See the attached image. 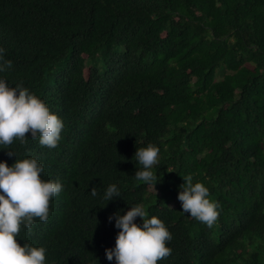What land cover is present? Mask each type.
<instances>
[{"label": "trees", "instance_id": "16d2710c", "mask_svg": "<svg viewBox=\"0 0 264 264\" xmlns=\"http://www.w3.org/2000/svg\"><path fill=\"white\" fill-rule=\"evenodd\" d=\"M0 48V79L64 125L55 148L30 133L0 145V162L35 157L62 184L21 246L44 247L45 264H116L109 217L141 204L172 235L157 264H264V0H0ZM148 143L155 187L134 177ZM187 175L220 205L211 229L170 205Z\"/></svg>", "mask_w": 264, "mask_h": 264}, {"label": "clouds", "instance_id": "9594fccd", "mask_svg": "<svg viewBox=\"0 0 264 264\" xmlns=\"http://www.w3.org/2000/svg\"><path fill=\"white\" fill-rule=\"evenodd\" d=\"M4 51L0 48V72L12 67L11 61L4 59ZM63 126L58 115L22 83L9 87L4 79H0V145L10 146L14 140L25 145L30 133L31 139H38L41 146L55 148ZM159 151L152 143L137 148L134 157L142 165L134 175L137 181L155 187L159 180L152 169L159 162ZM7 155L15 156L11 151H7ZM43 172V166L35 157L16 159L11 166L0 162V264H45L44 247L27 243L21 246L17 241L22 225L30 230L37 219L48 220L50 200L62 191L61 182L43 180ZM182 178L184 183L180 185L178 200L183 212L211 229L219 217V203L209 198V189L203 183H193L192 175ZM91 194L97 195L94 187ZM116 197H121L120 191L112 184L103 198L109 202ZM146 216L143 205L137 204L124 215L116 212L109 217V221L115 218V227L119 229L115 248L105 250L109 261L157 264L171 254L167 242L172 235L168 228L156 216L150 219ZM137 217L142 220V225L135 222Z\"/></svg>", "mask_w": 264, "mask_h": 264}, {"label": "rangeland", "instance_id": "374dc122", "mask_svg": "<svg viewBox=\"0 0 264 264\" xmlns=\"http://www.w3.org/2000/svg\"><path fill=\"white\" fill-rule=\"evenodd\" d=\"M227 72H228V71H227L225 68H219V69H217V76H216V78H217V79L221 78V77H222L225 73H227ZM149 189L152 190V191H154V189H153L152 186H150ZM178 203H179L178 199H175V200H173V201L170 203V205H172V206H176V205H178Z\"/></svg>", "mask_w": 264, "mask_h": 264}]
</instances>
